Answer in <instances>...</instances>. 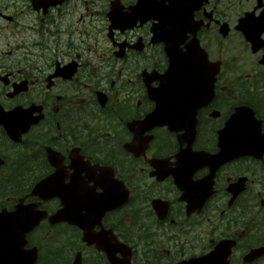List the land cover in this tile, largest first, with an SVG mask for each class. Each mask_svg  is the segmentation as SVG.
Instances as JSON below:
<instances>
[{
	"label": "flooded vegetation",
	"instance_id": "flooded-vegetation-1",
	"mask_svg": "<svg viewBox=\"0 0 264 264\" xmlns=\"http://www.w3.org/2000/svg\"><path fill=\"white\" fill-rule=\"evenodd\" d=\"M0 264H264V0H0Z\"/></svg>",
	"mask_w": 264,
	"mask_h": 264
},
{
	"label": "water",
	"instance_id": "water-1",
	"mask_svg": "<svg viewBox=\"0 0 264 264\" xmlns=\"http://www.w3.org/2000/svg\"><path fill=\"white\" fill-rule=\"evenodd\" d=\"M246 114L243 111H237L236 114H234V116H232V118L230 119V124H235L238 122L239 119L245 117ZM247 117V116H246Z\"/></svg>",
	"mask_w": 264,
	"mask_h": 264
}]
</instances>
